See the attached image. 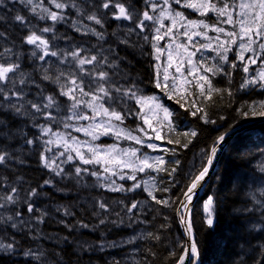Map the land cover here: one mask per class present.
<instances>
[{"label": "trees", "instance_id": "obj_1", "mask_svg": "<svg viewBox=\"0 0 264 264\" xmlns=\"http://www.w3.org/2000/svg\"><path fill=\"white\" fill-rule=\"evenodd\" d=\"M62 1L71 8L70 15H74L77 8L83 10L84 17L95 13L103 22V27L97 26L103 29L102 33L106 39L99 40L90 35H81L59 23L55 26L42 23L37 16L30 15L25 7L19 4L12 5L18 9L14 7L7 12L0 10V52L7 48L12 50V55L19 56L17 58L21 59V70L31 75L32 84L36 83L30 84L31 94L41 98L46 94L54 96L59 106L65 99L59 97L48 83H43V74L32 65L29 45L25 43V38L30 34L29 27L35 26L39 30L52 27L53 31L68 42L78 43L98 53L109 54L112 64L115 65L114 69L119 70L113 76L115 79L125 84L126 88L139 86L144 88L148 95H162L165 106L172 112L171 126L162 132V145L167 150L164 152L165 163L161 167L162 170L152 175L156 182L155 199H150L142 191H127L120 195L122 197L110 194L118 198L119 203L126 209L144 199L148 200L150 205L142 217L147 235L138 243L139 253L135 256L136 260H125L123 254L126 250L108 249L98 254L86 255L84 241L95 244L112 243L125 238L132 227L130 219L126 214L123 215L121 226H115L121 221L120 218L111 220L107 217L103 220L104 223H101L99 217L94 214L96 205L93 201L103 199L104 196L106 198L110 196L109 193L102 190L96 184L97 181L85 173L77 175L71 166L67 167L65 177L45 169L41 158L40 136L35 128L40 120L36 118L30 122L25 116L11 109L7 110L5 105H0V154L8 155L4 164L6 167H0V179H21L22 194L33 208H45L48 203H52V207H66L57 213L50 207V217L36 220V230L48 238V243L41 240L40 245L43 252L50 257L47 264H178V259L183 256L185 250V239L177 217L184 194L193 177L207 166L212 148L220 142L218 137L225 136L242 124L264 119V115L252 112L254 106L257 113L262 111L259 105L264 102V87H241L245 80L251 78L243 71L244 63L238 61L232 51L227 56L228 63L214 64L230 75L209 74L213 88L227 91H212L209 95L208 87L201 90L195 86H188L183 92L160 90L155 87L154 61L150 57V49L139 45L138 41L124 44L120 37L121 40L118 39L112 17L99 5L104 0ZM114 3L129 4L138 11L143 7L140 0H111L110 4ZM73 4L77 7H73ZM17 15L24 17L23 24L15 19ZM207 18L210 19L209 16ZM232 64L236 65L234 69ZM109 106L121 113L123 126L129 131L136 133L142 126V112L132 101L122 105L112 100ZM241 112L244 115H241ZM202 116L215 123H205ZM192 131L197 135L191 136ZM28 140L33 143L29 145L26 142ZM107 142L105 140V144ZM20 149L25 152L18 153ZM262 156L264 124L238 135L221 154L216 169L191 214L194 242L199 251L198 264H264V215L256 223V214L251 211L253 202L250 190L251 184L254 186L257 181L264 182V174L254 165H258L257 160ZM173 169L175 171H172ZM45 181L50 183L46 184ZM33 191L36 193L34 196L30 195ZM209 197L214 201L213 226L206 223L202 208L203 201ZM156 200L167 201V205L157 204ZM11 237L14 238L15 249L21 253L32 248L28 244L29 235L27 239L24 233H14ZM38 239L40 238H36ZM32 262L13 254L0 256V264H33Z\"/></svg>", "mask_w": 264, "mask_h": 264}, {"label": "rangeland", "instance_id": "obj_2", "mask_svg": "<svg viewBox=\"0 0 264 264\" xmlns=\"http://www.w3.org/2000/svg\"><path fill=\"white\" fill-rule=\"evenodd\" d=\"M7 1L10 3V5L7 4L8 6L5 8L7 10H11L12 8H14L11 5L20 3V0ZM56 2L64 3L62 0H56ZM186 2H191V0H180V3H176V0H168L167 4H165L164 0H141V3L143 5L141 11L130 7L129 4H124L132 14V19H116V27H118L117 36L119 35L118 37H120L126 43L137 40L139 42V45H145L150 49V57L154 61V68L157 74V82H159L162 87L166 88L167 91H181L184 88L192 85H195L199 89L205 88L207 84L204 81L200 80L199 77L201 75H206L209 79L210 73H206L204 69L213 66L217 61H220V63L223 62L220 60V56L217 54L216 46L223 41L229 40V37L225 33L232 31L239 33L241 27L239 21L242 19H246V17L239 15V13L241 12L239 4L241 2H245V0H218V4L216 2L214 3L212 0L217 8L222 7L225 3L236 5L234 11L230 9L234 18V24H228L224 22L226 20V17H219L214 11H208L204 15L213 14V17L215 19L212 24H209L204 20L198 18L204 17L203 15H201L200 11L185 7L184 4ZM113 5L114 4L110 5V7L106 10L112 13H116L117 9ZM152 5L157 6L155 11H153ZM4 6H6V4L3 1V3L0 4V7ZM23 7H25L26 10H28V12L33 15H37V13L39 15H45L43 9L57 12L58 15L62 16H64V12L68 11V6H66L64 9H56L51 0H33L32 5L23 4ZM33 7H35L36 9L35 13L31 10ZM15 8L18 9L17 7ZM1 9L3 8H0V10ZM145 11H147L149 15L153 17V20H145L144 29L141 30L139 27H137V24L141 19H143L142 14ZM161 11H164L165 15L161 16ZM244 11L247 10L245 9ZM177 12L182 14L183 19L175 15ZM188 14H190V17L188 16ZM38 19L43 22H50L52 23V25L55 23H59V21L54 23L50 19ZM247 19H249L250 21V17H247ZM188 21H196L197 26H186ZM60 22L68 23L66 19ZM75 22L77 23H72L71 27H73L75 30L77 28H80L81 31H76L81 35H85L82 34L83 31L90 30L92 28H94L97 32L102 33L103 29L93 23L86 24L78 21ZM200 22L209 25V28H204L202 24H200ZM161 25H163V27ZM212 27H221L225 30V32L216 33L211 30ZM28 29L30 33L35 31L36 34L42 35L49 41L51 49L58 51V53L60 54L71 52L73 50H82L81 56L98 55L101 58L107 57L109 63L112 64V58L109 54L92 51L78 43H65V39L55 31L42 34L40 33L39 28L30 27ZM169 29H171V31H169ZM185 31H187L189 35H191V40H189L187 36L183 35ZM196 32L201 33V35H194V33ZM87 35L92 36L93 34H91V32L89 31V34ZM156 36H159L160 39H155L154 37ZM94 37L97 38L96 35H94ZM104 37L105 36L103 35V37L99 39L104 40ZM145 37H147L148 39H145ZM253 39L256 40V43L252 44L254 52H250L247 50L242 51L238 47V45L242 42H249L247 37H245V39L241 41L239 39V35H237L236 37V44L228 43L225 45V47H227L229 50H233L235 52V55L237 56L236 58L239 61H242L239 58L240 54L243 55L244 60L242 62L244 63V66L249 57L255 56L257 58L255 64L249 63L247 65L249 68V71L247 73L250 78L257 77L258 73L261 70H264V52H261L258 47L259 43L264 42V40H262L260 37L255 36L253 37ZM204 44H211L212 49L199 47L200 45ZM179 45H182L183 47H178ZM30 47V52L35 50L37 52V57L42 54L41 51L35 49L34 46L30 45ZM198 48L199 50H197ZM219 51L222 52L223 50L219 49ZM190 52L196 53L195 56L191 57V63H189L188 55V53ZM169 54H171V59H169ZM17 59L18 58H14L13 55H5L3 57H0V64L8 65L10 63L16 62ZM32 62L37 66L39 70L42 71L43 74V69L45 68L49 69L50 75H54L57 68L65 71L66 73H76L78 78H82V86L87 92H93L96 90L98 84H104L105 88L110 91V93H115L116 99L119 100L122 105H126L127 101H132L136 106H138L139 110L142 112L143 117L141 118L142 126L137 129V132L135 133L128 131L121 122L116 121L115 119H110L100 110H96L94 113L93 109L86 103H81L79 107H77L76 109H72L71 105L73 102L70 101L66 96L61 95L66 99L67 106L66 104H60V106L55 105L50 109H43V104L47 103L46 99H42L41 96H35L30 92L32 90L31 86L36 83L32 84V82H29L30 76L25 75L26 83L21 85L18 82L19 75L17 74V83L14 87L11 84H4L3 87L6 90L11 88L12 91L23 93V101L18 102L13 96L11 102L24 104L22 112L25 115L26 119L31 122L32 119L34 120L38 118L42 122V124H39L40 127L42 126L44 129H51V131L48 132L47 135H45L42 131V127L40 128V136L44 140V144H42L43 152L41 153L44 157L43 163L44 166L46 164L49 165L47 167L45 166L46 169L52 171L53 173H57L59 171L60 174H62L69 166L72 167L73 172H75V169L79 167L83 170L82 172H85V175L89 176L92 180L97 181L96 184L100 186L102 190L108 192L109 195L112 193L113 195H119V197H122L120 195H123L124 192L126 193L128 189H140L147 196H149L148 192L145 191V187H147L152 192L153 196L156 184L153 178L147 176L146 173L156 172L157 170H155V165L152 168H144L143 171H133L132 168L120 167L119 164L112 161V158L115 157L117 161L131 159L139 164V161L145 158H147L149 163H153L156 158L163 157L162 151L164 147L160 144V142L162 141V131L171 126L172 120L171 112L167 107L164 106L162 99L156 95L148 96L146 94V91L143 95V90L137 87H134V90L137 93V98H145L142 103H138L137 98H129L128 96L123 95V90L127 88H125V84L113 77L119 72V70L114 69L115 65L113 64L112 67H109L108 64H104L102 67L97 68V71L103 70L108 72L109 74L108 80L102 81L94 78L93 76L80 73L79 68L76 66L75 62L71 61L70 56L64 64H60L59 60L56 57L51 56L45 57L44 61H40L36 57H33ZM84 67L88 70H91L93 68V65H85ZM18 71H20V69ZM165 77H167V79H165ZM46 81L48 82V80ZM49 82L51 85L57 88L60 93L59 85L52 81ZM117 88L121 89V93H117L115 91ZM9 94L11 95V93ZM0 96L3 99V96ZM105 98L103 101H101L102 103H104V107H106L105 101L107 103V100ZM77 99L82 101H90L91 96H81L79 93H77ZM27 101H31L33 103L41 105L42 113L35 112L31 108V106L26 103ZM7 103L8 102L6 101V104ZM164 109H167V112H165ZM47 114H50L52 118H46ZM80 114L87 115L89 119H77V116ZM93 115L94 118H92ZM145 120H147V123H145ZM52 124L55 126V128H57L56 130L49 126ZM65 125H68V127H65ZM37 126L38 124L35 128H37ZM140 129H143V131H140ZM117 133H119V135H117ZM129 133L130 136L128 135ZM157 135H159L158 139L156 138ZM131 137H138L142 141V143H137L136 140L132 139ZM105 139L115 141L116 144L110 143L107 145H100L99 143ZM46 141H51V143H45ZM148 145H155L156 147L151 148L148 147ZM23 147H25V145H23ZM92 149H95L96 153L99 154V162H97V160L93 158ZM133 150L136 151L135 157L125 155V152L131 153V151ZM23 151L25 152L24 149H20L18 153H21ZM77 152L81 153L86 159H92L93 162L84 164L81 161L80 157L77 155ZM61 153H63V155H61ZM68 155H71L73 157L71 161L67 160ZM161 166L162 165H160L159 167ZM106 168L108 169V171H105ZM262 168H264V156L259 158V162L257 165L258 171H260ZM61 169L63 171H61ZM93 172L97 173V175H92L91 173ZM136 173H141L139 174L140 177L136 175ZM121 176H123V179H121ZM129 176H135V179H129ZM136 184H139L140 187H134ZM13 188L16 189V203L6 204L5 207L0 208V242L4 244L13 243L14 238L11 237V235H13L14 233H18L19 235L21 233H24L26 239L29 235L28 244L30 245V247H32L29 248V250L34 255L25 256V251L21 253L19 250L15 249V251L11 254H5L4 252L0 251V256H12L13 254L20 259L33 261V264H47V261L50 259V257L47 253L43 252V248L40 245L41 240L48 243V238L44 236L40 231L36 230L38 226L36 220H40L41 217L43 219H46L47 217L51 216V212H49L48 209L52 207V203L46 204L45 208H41L40 206L34 207V212H36L37 214H28L29 212L27 209L29 201L22 194V180L19 178H16L14 180L0 179V197L11 194V190ZM250 190L252 192L251 198L253 202L251 211H253V213L255 214L258 212H262V214L259 215L262 218L264 215V207L261 206L264 205V199H262V197H264V184L260 183L256 188V191L252 189L251 184ZM255 192L259 193V197L256 196ZM113 195L106 196V198L104 196L103 199L100 198L93 201L96 205V207L93 209L94 214L97 216V218L99 217L100 220H106L107 217H109L111 220L120 218L121 221L119 220L120 222L115 226H121V223L123 221V214H126V212L129 210L131 214L127 217L132 219L131 225L133 228L130 227V229H133V232H129V236L112 243L102 242L95 244L92 242L84 241V251L86 252V255H92L95 253L98 254L101 252H105L108 249L121 251L126 250L124 254L122 253L124 259L136 260L135 256L139 253L138 243L144 240L147 235V230L145 228L146 224L143 221L142 216L145 215L146 210L149 209L150 205L148 203V200L144 199L135 203L137 205L136 208H132L130 206L129 209H126V207H124L122 203H119L120 201L118 200V198ZM152 196H149V198H151ZM100 197H102V195ZM207 200L204 201L203 207ZM0 203H4V201L0 199ZM101 203L105 205V208H100L99 205ZM64 208L66 207L61 205H53L52 210L57 213ZM183 210H185V208H183ZM25 211L27 212V214H25ZM16 212H19L20 216H16ZM204 213L207 221V219L209 218L208 214L205 212V210ZM8 216H12L13 221H8ZM212 219L214 224L213 212ZM13 222H15L17 225L15 228L11 226ZM256 223H258V220H256ZM256 223L255 226L257 229ZM35 237L40 239L36 240ZM14 246L16 247V245ZM35 255H39L40 259H35Z\"/></svg>", "mask_w": 264, "mask_h": 264}, {"label": "snow or ice", "instance_id": "obj_3", "mask_svg": "<svg viewBox=\"0 0 264 264\" xmlns=\"http://www.w3.org/2000/svg\"><path fill=\"white\" fill-rule=\"evenodd\" d=\"M51 2L54 4L56 9H64L66 7V4L56 2V0H51ZM164 2H165V4H167L168 0H164ZM2 3H3V0H0V4H2ZM20 3L26 4V5H32L33 0H20ZM110 3H111V0H104L101 7L103 9H108L110 7ZM176 3H180V0H176ZM72 6L77 7L75 4H73ZM113 6L117 9V12L113 13L114 19H117V20H120V19L131 20L132 19V14L128 10V8H126V6L124 4L116 3ZM184 6L200 11L201 15L206 14V12H208V11H214V12H216V14L219 17H226V20L224 22H226L228 24H234L235 23L233 15H232V11H234L235 7H236V5H234V4L230 5L228 3H225L222 7L217 8L216 5L212 2V0H191V2H186L184 4ZM156 7H157L156 5H152L153 11H155ZM239 8L241 9V12L239 13V15L246 17V19H242L239 21V23L241 25L239 33H236L234 31L225 33L229 37V40L223 41L216 46L217 54L220 56V60L223 61L224 63H228V58H227L226 53L229 51V49L227 47H225V45L228 43L236 44L237 35H239V39L241 41H243L245 39V37H247V39L249 41L248 43L242 42L238 45V47L242 51L247 50L250 52H254V49L252 47V44L256 43V40L253 39L254 36L260 37L262 40H264V0H245V2H241L239 4ZM230 9L232 11H230ZM245 9L247 11H244ZM31 10L34 13L36 12L35 7H33ZM77 11L80 15H83L82 9L77 8ZM43 12L45 13V15H39L37 13V15H39V18L42 20L43 19H50L51 21H53L55 23V22L62 21L65 19L64 16L58 15L57 12L49 11L48 9H43ZM142 15H143V19H141L139 21V23L137 24V27H139L141 30L144 29V21L145 20H149V21L153 20V17L151 15H149V13L147 11H145ZM160 15L161 16L165 15L164 11H161ZM175 15L177 17H181L183 19L181 13L177 12ZM247 17H250V21H249V19H247ZM15 19L17 21H20L22 24L24 23V17H22V16L17 15L15 17ZM85 19L92 21L96 25H100L101 27H103L102 20L95 13L87 15L85 17ZM174 23H175V21H174ZM200 24H202V26L204 28H209V25L203 24V22H200ZM27 26L28 25H25V27H27ZM161 26L163 27V25H161ZM186 26L195 27V26H197V22L196 21H188ZM53 30L54 29L52 27H44L40 31L42 33H49V32H52ZM76 30L81 31L80 28H77ZM211 30L216 32V33H224L225 32V30L221 27H212ZM89 31L91 32V34L96 35L98 39L103 37V33L97 32L94 28H92L90 30H85L82 32V34L87 35V34H89ZM169 31H171V29H169ZM0 35H2V34H0ZM183 35L187 36L189 40H191V38H192L191 35H189V33L187 31H185L183 33ZM194 35H201V33L196 32V33H194ZM154 38L157 40L160 39L159 36H156ZM145 39H148V38L145 37ZM217 39H218V37H217ZM25 43L28 45L34 46L35 49L40 50L42 53L40 56L37 57V52L34 50L31 52L32 57H36L40 61H44L45 57H48V56L56 57L59 60L60 64H64V63H66V61L68 60V57L70 56L71 61L75 62L76 66L79 68L80 73L87 74L89 76H93L94 78H96L98 80L107 81L108 76H109L108 72H106V71H103V70L97 71L98 67H102L104 64H108L109 67L113 66L112 64L109 63L107 57L101 58L98 55L81 56L82 50H73L71 52H66L64 54H60V53H58V51L52 50L50 47L49 41L47 39H45L42 35L36 34L35 31L31 32L25 38ZM178 47H183V46L179 45ZM199 47L205 48V49H212L211 44H204V45H200ZM258 47L261 50V52H264V42L259 43ZM219 49H222L223 51L221 52V51H219ZM197 50H199V48ZM12 54H13L12 50L6 48L4 50V52H0V57H3L5 55L11 56ZM195 54H196L195 52L188 53L189 63L192 62L191 57L195 56ZM239 58L242 61L244 60V57L242 54H240ZM18 59L16 62L10 63L8 65L0 64V95L3 96L4 101L8 102L5 105V107L10 108L11 110L16 112L17 114H21L22 109L24 107V104L12 103L11 101H12L13 96L15 97L16 101H18V102L23 101L24 100L23 93L12 91L11 88L6 90L3 87L4 84H11L14 87L15 84L17 83V79H16L17 74L19 75V81H18L19 84L23 85L26 83L25 74L22 71H18L20 69V64L18 62ZM169 59H171V54H169ZM256 59L257 58L255 56L249 57L248 61L245 62V66L243 68V71L245 73H247L249 71V68L247 65L249 63L255 64ZM85 65H93V68L91 70H88L84 67ZM231 67L234 69L236 67V65L232 64ZM204 71L206 73H212L213 75H215L217 73H223L224 75H230V73L226 72L222 67H218L216 65H213L211 67H207L204 69ZM43 72H44V74L42 76V79L52 81V82L56 83L57 85H59L60 95L66 96L70 101L73 102L71 105L72 109H76L77 107L80 106L81 103H86L89 107H91L93 109L94 113L96 110H100L103 112L104 115L108 116L110 119H115L116 121L123 123V116L121 115L120 112H117L115 109H112L111 106L104 107V103L101 102L104 100L105 97H107L109 99L113 98L110 91H108L105 88L104 84H98L95 91L87 92L84 90V87L82 86L83 85L82 78H78L76 73H66L65 71H63L59 68H57L56 73L54 75L49 74L48 68L43 69ZM9 74H12V75H9ZM165 79H167V77H165ZM199 79L204 81L208 85V94L209 95L211 94L212 91H215L218 93L223 92V91H227V90L213 88L211 81L208 79V77L206 75H201L199 77ZM248 85H259L260 87H264V70H261L258 73L257 77H253L251 79L245 80L244 83H242L241 87L243 88V87H246ZM156 86L162 87V85L159 82H157ZM115 91L117 93H121V89H119V88H117ZM9 93H11V95ZM77 93H79L81 96H91V100L90 101L79 100V99H77ZM98 93L102 94V95H99ZM123 95L128 96L129 98H137V93L134 90V86H133V88L124 89ZM229 95H231L230 92H229ZM45 99H46L47 103L43 104V109H50L53 106L57 105V100L54 96L50 95V96L45 97ZM148 99H154V98H148ZM144 100H145V98H143V97L137 98L138 103H142ZM26 103H28L35 112L42 113L41 105H39L37 103H33L31 101H27ZM259 108L262 109V111L257 113L256 108L254 106L252 108L253 114L264 115V102H262L259 105ZM164 111L167 112V109H164ZM241 115H244V113L241 112ZM205 116H206V114H205ZM46 118H52V117L50 116V114H47ZM92 118H94V115ZM201 118L204 119L205 123H215V121H213L211 119H206L203 116ZM77 119H89V117L87 115L80 114L77 116ZM221 119H223V117H221ZM145 123H147V120H145ZM65 127H68V125H65ZM77 130H79V129H77ZM42 131L45 135H47V133L50 132L51 129L50 128L44 129L42 127ZM140 131H143V129H140ZM117 135H119V133H117ZM128 135L130 136V133ZM185 135H188V133H185ZM190 135L194 137L197 135V133L195 131H192L190 133ZM131 138L136 140L137 143H142V141L138 137H131ZM156 138L158 139L159 135H157ZM224 139H225L224 136L218 137V141H224ZM26 142L29 145H31L33 143L32 140H28ZM169 142L171 143V141H169ZM45 143H51V141H46ZM148 147L155 148L156 146L155 145H148ZM73 150H75V149H73ZM216 150L217 149L214 146L212 148V153L215 154ZM165 151H167V150H165ZM92 152H93V158H95L97 160V162H99V154L96 153L95 149H92ZM7 155H8L7 153L0 154V164H3L6 162V156ZM61 155H63V153H61ZM77 155L80 157L81 161L84 164H89V163L93 162L92 159H86L79 152H77ZM125 155H130L132 157H135L136 151L133 150V151H131V153L125 152ZM42 159H43V157H42ZM72 159H73V157L71 155L67 156V160L71 161ZM112 161L114 163L119 164L120 167L132 168L133 171H137V170L143 171L144 168H152V167H154V165H155V170L160 171L162 169L159 166L163 165L165 163L163 157L156 158L153 163H149L147 158L140 160L139 164H137L136 162H134L131 159L117 161L115 157L112 158ZM211 163H212V159H211V157H209L208 164H211ZM45 166L47 167L49 165L46 164ZM61 171H63V170L61 169ZM82 171L83 170L79 167H77L75 169V172L77 175H79ZM105 171H108V169L106 168ZM172 171H175V169H173ZM261 171H264V168H262ZM207 173H208V168L203 167L199 171L198 175H195L193 177L190 187H188L187 191L184 194L185 198L183 201H181V207L182 208L187 207L188 203L192 200V196L195 194L194 190L197 189L198 185L200 184V181H202L204 179V177L207 175ZM56 174L60 175V172L58 171ZM91 174L97 175V173H95V172H93ZM113 174H115V173H113ZM169 175H171V173H169ZM128 178L129 179H135V176H129ZM121 179H123V176H121ZM45 183L48 184V183H50V181H45ZM134 187H140V185L136 184ZM113 190H120V189H113ZM131 190H133V189H128V191H131ZM145 191L148 192L149 196H152V192L147 187H145ZM15 193H16V189L13 188L11 190V194L5 195L4 197H0V199H2L4 201V203H0V208L5 207L6 204H15L16 203ZM30 195H32V196L36 195L35 191L31 192ZM153 199H155V197H153ZM156 203L157 204L164 203L165 205H167V201L156 200ZM213 205H214V201H213V198H211V197L207 200V202L204 205V210L208 214V217H209L207 219V224L209 226L213 225V219H212V212L214 210ZM99 206L102 209L105 208V205L103 203H101ZM261 206L264 207V205H261ZM131 207L136 208L137 205L135 203H133L131 205ZM27 210L29 213L33 212V206L31 204H29ZM16 216H20V213L16 212ZM181 219L184 220L185 225H186V230L188 231L189 234H191V224L187 221L186 217L182 216ZM7 220L13 221V217L8 216ZM100 222L104 223L103 220H101ZM11 226L13 228H15L17 225L15 222H13ZM83 227H88V226L83 225ZM149 235L151 236L152 234H149ZM153 238L158 239L159 237H153ZM0 251L4 252L5 254L13 253L15 251L14 243L4 244V243L0 242ZM24 255L25 256H33L34 254L29 250V251H26L24 253ZM186 255L188 256L189 264H198L199 251L197 248V244L195 242H192L190 244L188 252L186 253ZM34 258L39 260L40 256L35 255ZM178 264H185V257L184 256L179 257Z\"/></svg>", "mask_w": 264, "mask_h": 264}, {"label": "water", "instance_id": "obj_4", "mask_svg": "<svg viewBox=\"0 0 264 264\" xmlns=\"http://www.w3.org/2000/svg\"><path fill=\"white\" fill-rule=\"evenodd\" d=\"M259 123H264V120L263 121H260L258 123H250V124H245V125H241L239 126L238 128L234 129L233 131H231L224 139V141H222L220 143V145L216 148V153L215 154H212L211 156V159H212V163L209 164L208 166V173L207 175L204 177V179L202 181H200V184L198 185L197 189L194 190L195 194L192 196V200L190 201L189 203V206H188V211L192 209L193 207V204H194V201L195 199L198 197L200 191L202 190V188L205 186L207 180L209 179V177L211 176L215 166H216V163H217V160L221 154V152L223 151L224 147L237 135H239L241 132H243L244 130L246 129H249ZM188 221V220H187ZM183 231H184V234H185V237L187 239V248L186 249H189V246H190V240L188 238V231L186 230V225H185V222L183 223ZM188 262V256L186 255L185 257V264H187Z\"/></svg>", "mask_w": 264, "mask_h": 264}, {"label": "bare ground", "instance_id": "obj_5", "mask_svg": "<svg viewBox=\"0 0 264 264\" xmlns=\"http://www.w3.org/2000/svg\"><path fill=\"white\" fill-rule=\"evenodd\" d=\"M144 89V88H143ZM153 92V91H152ZM151 95V94H150ZM259 162V159L257 160ZM255 167H257V164H254ZM190 203V202H189ZM189 203L187 206H189ZM253 206V205H252ZM179 211H177V217H178V220H179V224H180V227H181V230H182V233H183V223H184V220L181 219L182 216L186 217L188 222L191 224V217H189L188 215V212L186 210H183V208H179L178 209ZM260 214H262V212H258L256 213V217H255V221L256 220H259L258 218H261V216H259ZM130 232H133V229H129ZM5 234V233H4ZM3 234V235H4ZM189 240L191 241L190 243L194 242V237H193V234L191 236V234L189 235ZM187 245L188 243L186 244L185 246V250H184V254L183 256L186 257V253L188 252V249L187 248ZM113 253V252H112ZM112 255V254H111ZM187 264H189V262H187Z\"/></svg>", "mask_w": 264, "mask_h": 264}]
</instances>
